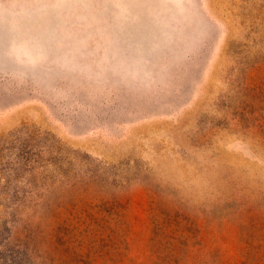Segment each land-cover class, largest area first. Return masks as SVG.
<instances>
[{"label": "rangeland", "instance_id": "1", "mask_svg": "<svg viewBox=\"0 0 264 264\" xmlns=\"http://www.w3.org/2000/svg\"><path fill=\"white\" fill-rule=\"evenodd\" d=\"M0 264H264V0H0Z\"/></svg>", "mask_w": 264, "mask_h": 264}]
</instances>
